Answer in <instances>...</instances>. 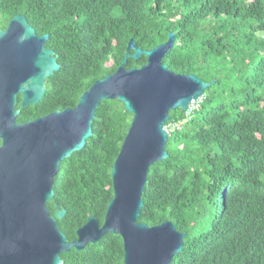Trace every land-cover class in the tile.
Listing matches in <instances>:
<instances>
[{"label": "trees", "instance_id": "trees-1", "mask_svg": "<svg viewBox=\"0 0 264 264\" xmlns=\"http://www.w3.org/2000/svg\"><path fill=\"white\" fill-rule=\"evenodd\" d=\"M5 21L26 16L61 68L44 97L22 108L18 122L73 108L94 82L117 71L131 38L152 49L176 33L163 62L178 74L217 82L191 118L170 111L167 159L154 163L140 222L172 221L187 231L171 264H264V0H0ZM131 53H134L132 50ZM147 56L130 57L127 68ZM133 114L118 99L96 109L93 135L61 164L51 214L69 241L90 216L104 223L114 196L113 164ZM119 234L63 252V264H124Z\"/></svg>", "mask_w": 264, "mask_h": 264}, {"label": "water", "instance_id": "water-1", "mask_svg": "<svg viewBox=\"0 0 264 264\" xmlns=\"http://www.w3.org/2000/svg\"><path fill=\"white\" fill-rule=\"evenodd\" d=\"M49 38L37 34L22 14L0 30V264H63V252L82 250L109 233L123 239L124 264H171L188 232L170 220L155 226L140 222L143 192L151 166L170 155L165 128L170 111L186 112L217 79L168 68L163 59L175 46V32L150 50L131 38L117 71L94 82L75 107L18 122L19 95L22 108L37 104L46 94L47 79L61 68L55 51L46 47ZM142 55L146 64L126 67L130 57ZM114 99L133 114L113 164L114 196L104 223L90 216L69 241L58 226L66 209L52 215L47 203L55 197L62 162L93 135L97 107Z\"/></svg>", "mask_w": 264, "mask_h": 264}, {"label": "built area", "instance_id": "built-area-1", "mask_svg": "<svg viewBox=\"0 0 264 264\" xmlns=\"http://www.w3.org/2000/svg\"><path fill=\"white\" fill-rule=\"evenodd\" d=\"M199 108V100L198 101H194L190 106H189V109L186 111L187 113V117L188 118H191V116L193 115L194 111L197 110ZM171 126H178L179 123H176V124H170ZM165 126V128L169 131V126Z\"/></svg>", "mask_w": 264, "mask_h": 264}, {"label": "flooded vegetation", "instance_id": "flooded-vegetation-1", "mask_svg": "<svg viewBox=\"0 0 264 264\" xmlns=\"http://www.w3.org/2000/svg\"><path fill=\"white\" fill-rule=\"evenodd\" d=\"M10 20H11V19H9L8 21H5V19L2 17V15H1V13H0V30H6L7 27L9 26ZM19 97H21V96L19 95ZM56 110H57V109H56ZM58 110H62V109H58ZM53 111H55V110H53ZM53 111H52V112H53ZM49 113H51V112H49ZM49 113H47V114H49ZM47 114H44V115H41V116H38V117H42V116H45V115H47ZM36 118H37V117H36Z\"/></svg>", "mask_w": 264, "mask_h": 264}, {"label": "rangeland", "instance_id": "rangeland-1", "mask_svg": "<svg viewBox=\"0 0 264 264\" xmlns=\"http://www.w3.org/2000/svg\"><path fill=\"white\" fill-rule=\"evenodd\" d=\"M260 34L264 36V31L261 32ZM199 101H200V100H199ZM193 102H194V101H192V102L190 103V105H191ZM190 105H189V106H190ZM188 109H189V108H188ZM174 128H176V127L170 125V126H169V131L174 130Z\"/></svg>", "mask_w": 264, "mask_h": 264}]
</instances>
